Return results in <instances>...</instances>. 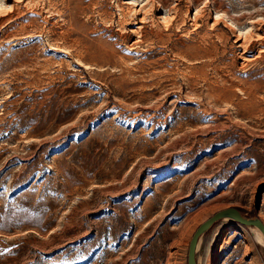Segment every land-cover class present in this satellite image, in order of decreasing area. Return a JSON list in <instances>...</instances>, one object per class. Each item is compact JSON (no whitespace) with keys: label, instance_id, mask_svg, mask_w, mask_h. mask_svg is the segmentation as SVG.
Returning a JSON list of instances; mask_svg holds the SVG:
<instances>
[{"label":"rangeland","instance_id":"obj_1","mask_svg":"<svg viewBox=\"0 0 264 264\" xmlns=\"http://www.w3.org/2000/svg\"><path fill=\"white\" fill-rule=\"evenodd\" d=\"M0 17V264H186L215 210L264 224V0ZM253 227L216 220L196 263L264 264Z\"/></svg>","mask_w":264,"mask_h":264},{"label":"water","instance_id":"obj_2","mask_svg":"<svg viewBox=\"0 0 264 264\" xmlns=\"http://www.w3.org/2000/svg\"><path fill=\"white\" fill-rule=\"evenodd\" d=\"M228 218L234 220L237 223H241L250 228L255 226L264 238V224L254 214H248L245 210L240 209L236 206H225L215 210L211 215L202 220L193 230L187 244L186 251V264H197L196 263V246L199 237L204 231H206L211 225L219 219ZM252 232V231H251ZM255 245L257 246L263 263H264V243H260L254 238Z\"/></svg>","mask_w":264,"mask_h":264},{"label":"bare ground","instance_id":"obj_3","mask_svg":"<svg viewBox=\"0 0 264 264\" xmlns=\"http://www.w3.org/2000/svg\"><path fill=\"white\" fill-rule=\"evenodd\" d=\"M0 21H1V17H0ZM133 32H138L137 28H133L131 29ZM253 231H254V235L255 238L260 242V243H264V238L262 237V234L259 232V230L256 227H253Z\"/></svg>","mask_w":264,"mask_h":264}]
</instances>
